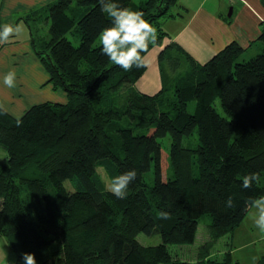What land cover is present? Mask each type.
I'll return each mask as SVG.
<instances>
[{
	"label": "trees",
	"instance_id": "16d2710c",
	"mask_svg": "<svg viewBox=\"0 0 264 264\" xmlns=\"http://www.w3.org/2000/svg\"><path fill=\"white\" fill-rule=\"evenodd\" d=\"M176 1L116 0L144 13L157 29L156 44L166 35L159 17L172 16ZM45 5L48 33L34 37L30 28L32 50L66 102H38L20 116L0 107L7 157L0 163V235L14 264H22L25 252L35 254L36 264H194L173 257L168 244L193 242L205 213L213 239L231 234L252 201L264 196V26L262 49L248 59L235 40L204 63L170 42L158 55L162 87L147 94L133 87L146 67L124 71L102 54L97 39L111 18L99 0ZM181 59L188 68L166 76L162 60L174 70ZM194 128L195 143L183 145ZM165 135L169 148L159 140ZM98 167L111 178L136 170L126 199L101 187ZM250 173L259 180L243 189ZM229 197L233 207L226 205ZM161 212L170 219H160ZM140 232L158 234L160 242L142 244ZM195 264H232L231 251ZM254 264H264V255Z\"/></svg>",
	"mask_w": 264,
	"mask_h": 264
},
{
	"label": "crops",
	"instance_id": "0c3cea01",
	"mask_svg": "<svg viewBox=\"0 0 264 264\" xmlns=\"http://www.w3.org/2000/svg\"><path fill=\"white\" fill-rule=\"evenodd\" d=\"M50 1L52 0H0L1 25L18 24L21 16H15V11H26L27 8L45 5ZM263 2V0H177L173 15L168 17L169 23L166 26L168 32L165 30L166 35L161 44L154 45L144 55L146 69L133 83V87L147 94L156 93L161 89L163 72L161 73L158 55L170 42L181 46L197 63H204L226 43L233 40L237 41L244 51L252 48V51L247 53L254 55L262 49V42L258 40V36L264 26ZM229 16L230 20L227 19ZM174 50L172 48L168 51L170 53L175 52ZM175 55L178 54L175 52ZM162 65L166 76H173L176 72L188 68L185 59H181L180 65L174 70L168 68V63L163 60ZM10 70L16 73L13 88H7L2 83L3 75ZM46 100L64 103L66 94L61 89H54L49 82L48 73L33 53L29 36L23 42L17 40L5 44L0 50V107L14 116H20L32 104ZM253 212L254 209L250 206L231 236L234 243L237 234H241L242 231L247 233V240L242 246L254 245L251 252L257 258L255 260L257 262L264 255V240L258 246L254 235L248 231L251 228L255 229ZM259 234L264 239V233ZM227 250L231 251L233 258L231 248L228 247L225 251ZM255 262L248 260L246 264Z\"/></svg>",
	"mask_w": 264,
	"mask_h": 264
},
{
	"label": "clouds",
	"instance_id": "9594fccd",
	"mask_svg": "<svg viewBox=\"0 0 264 264\" xmlns=\"http://www.w3.org/2000/svg\"><path fill=\"white\" fill-rule=\"evenodd\" d=\"M101 11L111 18L110 26L101 30L99 40L101 52L109 60L124 71L133 67H146V59L141 53H147L149 44L157 42V29L144 18L142 11H134L128 7H121L116 0H99ZM23 30L20 24L5 23L0 25V43H6L14 34ZM16 73L8 71L2 77V83L7 88L15 87ZM19 123V121H18ZM135 169L125 171L111 178L106 185L107 191L118 199H126L129 184L136 178ZM257 173H250L243 177L241 187L249 189L254 181H258ZM233 198L226 201L227 207H233ZM254 209L252 219L255 226L264 233V196L256 198L251 203ZM160 219H170L168 212L159 213ZM257 258L253 257L255 262ZM22 264H36L35 254L25 252L22 254Z\"/></svg>",
	"mask_w": 264,
	"mask_h": 264
},
{
	"label": "rangeland",
	"instance_id": "374dc122",
	"mask_svg": "<svg viewBox=\"0 0 264 264\" xmlns=\"http://www.w3.org/2000/svg\"><path fill=\"white\" fill-rule=\"evenodd\" d=\"M175 5V4H174ZM174 5L171 6L170 12H173L175 7ZM46 5L40 4L37 6H33L30 8H27L26 11H15V16L20 15V21L18 24L22 25V32L19 34H14L9 41L14 42L19 40L20 42L25 41L28 39V36L30 38L31 42V32L30 28L33 30L34 37H38V35H47L48 33V26H49V20L45 18V12L43 8ZM173 7V8H172ZM33 9H38L40 16L35 18L31 14V10ZM229 8L226 10V14L228 16ZM37 13V14H39ZM27 15V16H26ZM23 16V17H22ZM26 16V17H25ZM235 15H233L234 17ZM27 18L28 20L24 19ZM231 16L227 18L230 20ZM169 18L166 16H161L159 17L160 25L163 28V30L167 31L166 26H168V20ZM19 20V18L17 19ZM168 32V31H167ZM71 40L75 44H77L78 39L74 38L70 33L67 34ZM97 42H100L99 37L97 39ZM32 46V44H31ZM252 48H249L248 50H245L242 53V58L243 59H248L253 54L247 53L251 52ZM259 52V51H258ZM256 54V53H254ZM241 60V59H240ZM47 72V71H46ZM49 75V74H48ZM59 89V88H55ZM171 92L165 93L164 96L169 100ZM121 95V94H120ZM119 97L117 99L119 100ZM216 107L218 111H221V107L219 105V102L216 101ZM189 110L192 111L194 108V101H191L189 103ZM195 138H197V129L194 128L193 132L189 136H185L182 140L183 145H193L195 143ZM165 147L169 148V136L165 135L159 139ZM6 152L5 150L0 146V163H6ZM171 172V170H169ZM97 175L99 177L100 185L104 189L106 188V185L110 182L111 177L109 176L108 172L104 167H98L97 168ZM147 182L152 183L153 182V174L152 171H149L146 173L145 176ZM64 184H67L70 187H73V182L65 180ZM244 218V217H243ZM211 221V215L208 213H205L201 215L199 218L198 224H197V230H196V236L195 240L193 242L189 243H170L168 244V249L171 252L173 257L186 260L188 263L192 262L195 264V262L198 260H206L208 258H221L224 253L226 252L225 250L230 247L232 250V264H246L248 260H253L254 255L252 254L251 250L254 247L252 244H246L244 247L242 244L245 243L247 240V233L242 231L241 234H237L234 237V243L232 240V233L231 234H224L218 238H212L211 237V229L209 226V223ZM246 221V218H245ZM247 228V227H246ZM248 230V229H247ZM251 230V231H250ZM248 230L249 233L254 235L255 240H257V245L260 246L261 243L263 242V238L260 237V230L255 226V229H250ZM137 239L142 243L146 245H154L160 242V236L158 234H153V235H148L144 232H140L137 235ZM15 260V253L12 250L11 246L7 242V239L0 235V264H14ZM190 261V262H189ZM256 263V262H255ZM156 264H165L162 261H158Z\"/></svg>",
	"mask_w": 264,
	"mask_h": 264
},
{
	"label": "water",
	"instance_id": "95a60500",
	"mask_svg": "<svg viewBox=\"0 0 264 264\" xmlns=\"http://www.w3.org/2000/svg\"><path fill=\"white\" fill-rule=\"evenodd\" d=\"M230 14V13H229Z\"/></svg>",
	"mask_w": 264,
	"mask_h": 264
}]
</instances>
